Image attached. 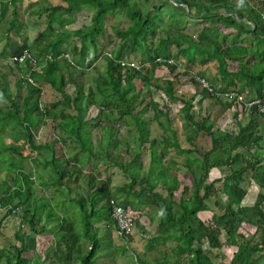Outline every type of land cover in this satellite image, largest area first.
<instances>
[{
  "label": "trees",
  "instance_id": "16d2710c",
  "mask_svg": "<svg viewBox=\"0 0 264 264\" xmlns=\"http://www.w3.org/2000/svg\"><path fill=\"white\" fill-rule=\"evenodd\" d=\"M39 2L0 0V63L9 68L0 72V208L5 209L0 230L6 216L23 211L15 231L19 243L0 247V264H100L107 248L124 251L135 230L118 233L112 198L134 210L137 226L152 228L158 219L146 251L173 243L152 262L134 252L137 264H217L211 256L216 248H234L228 264H264V113L241 108L234 114L237 131H228L215 117H200L193 109L196 95L181 89L190 83L224 110L237 107L234 100L208 93L195 73L220 91L263 99L264 9L248 6L247 15V5L237 0ZM79 14H84L81 23ZM27 15L36 16L37 23L29 25ZM111 18L119 22L109 26ZM194 23L199 28H191ZM109 27L114 58L103 56L90 71ZM27 29L37 35L31 39ZM25 48L40 59L37 70L29 59L11 62ZM62 52L84 68L57 58ZM46 54L54 59L46 62ZM119 59L138 61L140 68L123 66ZM163 66L168 74L160 80L156 72ZM30 71L35 83L24 82L23 74ZM150 105L153 114L145 118ZM94 106L98 114L88 117ZM175 114L185 120L191 147L178 136ZM50 122L56 137L38 141ZM95 132L101 135L95 138ZM201 133L211 141L206 151L194 143ZM149 149L151 164L146 166ZM125 151L132 155L129 160ZM168 157L182 158L191 185L182 184ZM111 167L118 172H109ZM214 168L226 173L209 181ZM250 193L251 204L245 202ZM212 197L218 211L204 219ZM67 202L79 206L80 218L68 214ZM246 223L258 227L259 237L243 230ZM96 224L104 225L103 233ZM44 234L52 236L47 256L35 244Z\"/></svg>",
  "mask_w": 264,
  "mask_h": 264
},
{
  "label": "rangeland",
  "instance_id": "374dc122",
  "mask_svg": "<svg viewBox=\"0 0 264 264\" xmlns=\"http://www.w3.org/2000/svg\"><path fill=\"white\" fill-rule=\"evenodd\" d=\"M42 1V0H41ZM50 2V0H47ZM53 2H56V0H52ZM238 3H240V5L242 7H244L243 5H247L246 8H244V13H246L247 15L250 13V9L249 7H254L256 9H264V0H246L244 4H242V2H240V0H237ZM35 2H37V4H39V0H35ZM43 4L47 5L48 2H44ZM20 15L23 17L24 16V12L21 11ZM81 17V22L84 21V14H79ZM36 16H30L27 15L26 19L29 25H33L35 23H37L36 20ZM118 21L115 18H111L110 21L108 22V25H113L114 21ZM191 28H193L194 30L199 28V25L194 23L190 25ZM109 34H106V36L104 37L105 39L101 40L102 41V45L104 44V48L103 49H107V48H112L111 43L113 42L114 36H112V32L111 29L109 27ZM34 38L37 33L36 30H31V29H27V36ZM2 45H3V41H0V51L2 49ZM98 47H100V43L98 45ZM112 50V49H111ZM1 64V63H0ZM8 66L6 64H1L0 66V72L1 75L7 73L8 71ZM157 76L160 78L163 76H167L168 71L166 66L163 67H159L157 69ZM91 80L93 79V77L95 76L94 73H91ZM90 76L87 75V79L85 80L87 82V86L89 84V82L91 81ZM13 74H9L8 79L9 82L11 84V82L13 81ZM162 80V78L160 79ZM138 85H142V81L140 79L136 80ZM73 86L69 85L68 89L70 91L73 90ZM198 86L194 87L193 84H185L181 89L182 91H184V93H192L196 95V99H195V106H194V111L195 112H199V116H206V115H211L212 117H215L217 119V124L222 127L225 130L228 131H233L236 132L238 129V126L236 125V121H235V116L234 114L237 112H239L241 109V106L238 103H235V105H237V107H231L228 110H224L214 99H211L212 97L210 96H204L200 93V88L198 91ZM187 89V90H186ZM195 90V91H194ZM186 91V92H185ZM225 99V98H224ZM229 100V99H227ZM99 110L97 107H92L91 110L88 112V117H95L98 114ZM245 112V111H244ZM153 114V110L151 105L149 107H147V109L145 110V114L144 117L147 118L148 115H152ZM179 114V113H178ZM175 114L172 120L173 125H175V127L178 129V136L181 139V141L187 145L190 146L191 144L186 140V135L189 133V131L183 127V123L185 122V120L183 119V116ZM162 121H165V117L162 116ZM156 125V124H155ZM156 134L160 137V135L162 134V130H160L158 127H156ZM101 134L98 135V132L94 133V137L96 138L97 136L99 137ZM126 135V134H124ZM123 135V136H124ZM54 137H56V133H55V129L53 127V124L50 122L48 123V125H46V127L44 126L40 132L38 133V135L36 136V139L38 141H50L52 140ZM127 141H130V137L125 136V139ZM6 141L10 142L11 138L6 137ZM197 146H199V148L202 151H206L210 145H211V141L210 139L205 136L204 134H199V136L197 137V139L194 142ZM205 148H203V147ZM191 147V146H190ZM236 151V150H235ZM234 151V152H235ZM132 155L128 154V156H124V159L129 160L131 158ZM172 156H174L172 154ZM144 162L145 165H150V149L148 150L145 158ZM169 161H168V165H171V169L173 170V172L178 176V178H180V181L182 182V184H186V185H191V177L189 175H187V171L185 170V167L181 164L182 163V158L178 157L175 160L176 161H172V157H168ZM100 163V161H99ZM225 168H223V170L214 168L211 170L210 175H209V181H212L215 178H218L220 176H223L226 172H225ZM104 173H107V171H105ZM221 183V182H220ZM220 186V185H219ZM251 189H257V186L253 185L251 187ZM254 191V190H252ZM181 190L178 191V196L180 195ZM3 192L0 189V198L2 197ZM48 195L51 197L53 195H55V192H49ZM179 198V197H177ZM215 199L216 197H212L210 200H207L211 210L206 211L204 213H202V217L204 219L210 218V216L213 214V212H215L214 210L218 211L217 206L215 205ZM255 200V198L253 197V194H249L247 195V197L245 198V202L246 203H253ZM68 206V214H70L72 217H74L73 215L75 214L76 217L80 218L81 217V210L79 208V206L76 203H72V202H67ZM154 211V210H153ZM153 211L151 213H153ZM5 213V209L4 208H0V217H2ZM22 209L18 208L16 210H14L13 212H11L10 215L6 216L3 220V224H2V228L0 230V247H10L12 245H16L19 243V241L16 239L15 236V231L18 229L20 221L22 219ZM155 216H157L156 214H154ZM159 218V216H157ZM75 218V217H74ZM157 222L158 219L152 222V228L147 226L148 229H145L144 225H136V229L135 232L133 233V236L131 239L127 240V245L128 247L121 252V250H117V247L114 246L112 248H107L108 251V255H105L103 257H101L99 259V263L100 264H137L136 262V258H135V253H139L141 256H144L146 254L147 259H149L150 262L153 261V259L155 258L154 256L161 258L162 257V251L165 249V247L170 248L172 247V242H168L167 245H164V247L162 246H158L155 249H153L151 252L146 251V242H147V238L152 236L155 233V229L157 227ZM97 227H100L102 230H100L101 233L104 232V225L103 224H96ZM151 228V229H150ZM258 227H256V225L253 224H244L243 226V230L247 233V234H251V233H256L257 236L259 235ZM25 229H28L25 226ZM259 237V236H258ZM52 242V236L51 234H44V235H38L36 237L35 240V244H36V248L43 253L44 256H47L49 253L50 249V245ZM234 248H224V249H213L211 256L213 257L214 261L217 264H228L230 262V258H231V251H233ZM138 254V255H139ZM180 264H187L186 262L180 261ZM171 264V263H169Z\"/></svg>",
  "mask_w": 264,
  "mask_h": 264
},
{
  "label": "built area",
  "instance_id": "2783aa9c",
  "mask_svg": "<svg viewBox=\"0 0 264 264\" xmlns=\"http://www.w3.org/2000/svg\"><path fill=\"white\" fill-rule=\"evenodd\" d=\"M105 54L113 57V53L110 50H105L103 53H101L99 55L98 60L93 63L92 67L96 66L97 62L99 60H101ZM63 56L67 57L70 61H72L70 53H68V52L63 53ZM26 59H29L32 61L33 69L37 68L36 63L38 62V58L29 48H25L24 51L18 56H12L11 62L22 63ZM53 59H54V56H52L51 54H48L46 56V61H51ZM158 60L159 61H165V59H162V58H158ZM169 61L172 62V59H169ZM72 62L75 63L74 61H72ZM119 62L123 66H130V67H133L136 69L140 68V64H138V61L121 59V60H119ZM77 67H78V69L82 68L81 65H77ZM193 76H194L195 81L202 88H205L208 91V93H210L216 97H219V98L234 100V102L238 103L245 112H248L251 109H256L257 111L264 113V98L263 99L255 98L252 100H248L243 94L238 93L235 90L231 89V90H227V91H220V90L216 89L214 86H212V84L209 82V80L206 79L201 74H194ZM23 77H24L23 78L24 82L35 83V80H34V77H33L31 71L24 73ZM110 204L112 207L111 218H112V220L116 221L118 233L121 235H126V234L134 232V230L136 228V224L134 221V210L131 208L125 207L122 204H119L113 198L110 200Z\"/></svg>",
  "mask_w": 264,
  "mask_h": 264
},
{
  "label": "clouds",
  "instance_id": "9594fccd",
  "mask_svg": "<svg viewBox=\"0 0 264 264\" xmlns=\"http://www.w3.org/2000/svg\"><path fill=\"white\" fill-rule=\"evenodd\" d=\"M105 50H110V51H111L110 48H107V49H103V51H102L101 53H103ZM111 52H112V51H111ZM63 53H66V52H62V54H61L62 56L59 55V56H57V58L64 57V56H63ZM68 53H69V52H68ZM112 53H113V52H112ZM35 55H36V54H35ZM47 55H48V54H46V55L44 56V60H45V61H46V56H47ZM51 55L54 56L53 54H51ZM70 55H71V54H70ZM106 55H107V54L104 55V58H105ZM36 56H37V55H36ZM108 56H109V55H108ZM110 57H111V56H110ZM37 58H38V57H37ZM65 58H67V57H65ZM71 58H72V61H74L76 64L73 63L72 61H70L68 58H67V59H68L71 63H73V65H75L76 67H77V65H80V64H78V63L73 59L72 56H71ZM98 58H99V57H98ZM98 58H97L96 60H94V62H96V61L98 60ZM112 58H114V54H113V57H112ZM39 60H40V59H38V62L36 63V64H37V68L34 69V70H37V69H38V67H39ZM119 60H120V59H119ZM119 60H118V63H120ZM157 60H158V59H157ZM46 62H48V61H46ZM49 62H50V61H49ZM94 62H93V63H94ZM98 62H99V61H98ZM98 62H97V64H98ZM160 62H161V63H166V62H168V63H174L173 59H172V62H170L169 59H168V60H165V61H160ZM93 63H92L91 66L88 68L90 71H91L93 68H95V66L92 67ZM97 64H96V65H97ZM120 64H121V63H120ZM81 66H82V65H81ZM32 68H33V63H32ZM77 68H78V67H77ZM82 68H84V66H82ZM82 68H81V69H82ZM194 74H195V73H194ZM194 74H193V75H194ZM146 227H147V226H145L144 228H146Z\"/></svg>",
  "mask_w": 264,
  "mask_h": 264
},
{
  "label": "crops",
  "instance_id": "0c3cea01",
  "mask_svg": "<svg viewBox=\"0 0 264 264\" xmlns=\"http://www.w3.org/2000/svg\"><path fill=\"white\" fill-rule=\"evenodd\" d=\"M124 153H125V155H127V156H128V154H129V153L126 152V151H125ZM122 154H123V151H122ZM113 171H114V172H118L116 169H114L113 167H111L110 170H109V172H113ZM120 175H122V174H121V173L118 174V177H119ZM118 182H119V180H118ZM143 218H144V219H143L144 224L148 225V224H149V219H148L146 216H144Z\"/></svg>",
  "mask_w": 264,
  "mask_h": 264
}]
</instances>
